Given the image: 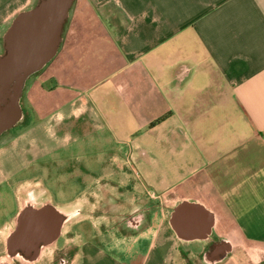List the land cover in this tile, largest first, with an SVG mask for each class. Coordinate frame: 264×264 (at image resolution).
I'll return each mask as SVG.
<instances>
[{"label": "crops", "instance_id": "0c3cea01", "mask_svg": "<svg viewBox=\"0 0 264 264\" xmlns=\"http://www.w3.org/2000/svg\"><path fill=\"white\" fill-rule=\"evenodd\" d=\"M35 2L0 0V27ZM28 80L32 131L90 114L84 125L115 142L126 143L127 119L145 136L134 177L121 161L103 172L111 225L89 215V233L70 229L62 264H264V0H74L57 54ZM181 201L203 211L180 224L211 218L206 240L171 230Z\"/></svg>", "mask_w": 264, "mask_h": 264}, {"label": "water", "instance_id": "95a60500", "mask_svg": "<svg viewBox=\"0 0 264 264\" xmlns=\"http://www.w3.org/2000/svg\"><path fill=\"white\" fill-rule=\"evenodd\" d=\"M73 1L36 0L31 8L17 13L2 34L0 136L21 121L26 82L57 54ZM32 193L38 197L33 203L28 201ZM45 197L46 190L35 187L26 197L21 196L14 227L8 230L5 241L6 256L0 264H35L42 251L57 242L64 227L87 209L84 198L53 205ZM190 210L203 211L199 205L181 201L170 214L169 226L180 241H204L211 234L212 220L209 218L201 229L180 224L178 216Z\"/></svg>", "mask_w": 264, "mask_h": 264}, {"label": "rangeland", "instance_id": "374dc122", "mask_svg": "<svg viewBox=\"0 0 264 264\" xmlns=\"http://www.w3.org/2000/svg\"><path fill=\"white\" fill-rule=\"evenodd\" d=\"M33 5H31V7ZM10 22L7 25L0 27V33H4ZM1 52L2 36L0 37V53ZM30 79L31 78H29V80ZM21 105L22 110L24 109L28 111L29 107L27 104L22 101ZM87 119L89 121L88 123L92 124L93 119L90 117V114H85L76 121L75 125L84 126L82 121ZM37 121H39L37 116L33 114V116L30 117L29 114V118L21 127H19L18 130L15 131L16 135L21 136L24 134L25 141L23 142L29 141L30 144L27 147H24L25 150L27 149L26 152L18 156H11L6 161L4 173L7 176V179L0 185V227L5 221L10 220L16 213L17 205L14 197V189L15 186L22 181H24L21 189L22 198L26 197V193L29 189L35 187L38 189H47L54 204H63L73 200L81 192L87 189L94 175L111 171L117 173L119 170L117 168L118 164L113 163L110 160L108 161V155L105 153L101 155L103 151L109 152L108 148H110V145H107V141H110V136L94 134L88 136L86 140H77L72 136V139H70L67 144L63 141L48 143L43 140L34 144L32 137H36V133L32 131V126ZM127 126V133L121 132L119 136L122 137L126 143L133 145L135 156L137 154L139 156L140 149L135 148V145L136 143L142 144V142H144L145 136L143 130L141 129L142 131H140V133L134 134L133 132H136L137 128H135L132 119H127ZM15 142H17V140H14V143ZM15 148L18 151L22 146L16 145ZM134 166L136 167L135 157ZM114 176L116 177V175ZM111 184L114 185L113 183ZM106 188H108V186H105V189ZM108 189L110 192H113V189H111L110 186ZM147 194L148 193L144 192L142 199L150 196V194ZM45 198L47 201L49 200L48 197ZM104 198L105 197L102 195H98L95 197L96 203L89 205L86 199L84 203H86V208L88 210H95L98 202L101 200L106 201V198ZM152 200L155 201L158 199L152 198ZM105 205L106 206L102 208V213H99V216L96 219V215L92 216L94 223L101 229L108 227L106 225H111L112 222V217H109L108 215L113 213L111 210L113 204L112 202H109L108 204L105 203ZM108 206L110 208H108ZM89 215H91V213L86 214L84 212L80 216L72 219L71 222L64 227L57 242L44 249L41 253L40 260L35 264H59L57 259L63 255L68 259L71 256V253L74 252L73 239L75 238V235L70 232V229L78 228L85 234L89 233V225L87 222L83 221L86 220Z\"/></svg>", "mask_w": 264, "mask_h": 264}, {"label": "flooded vegetation", "instance_id": "af4514ba", "mask_svg": "<svg viewBox=\"0 0 264 264\" xmlns=\"http://www.w3.org/2000/svg\"><path fill=\"white\" fill-rule=\"evenodd\" d=\"M29 114H30V117L33 116L32 112L30 111L28 112L27 110L23 109L21 121L15 127L4 132L0 136V144H1L0 146V185L4 183V181L7 179V176L4 173L5 172L4 168L6 167L7 159L14 155L18 156L20 154H23L27 150V149L25 150L24 147H27L30 144L29 141L23 142L25 141L24 134L19 136V135H16L15 133V131L18 130L19 127H21L24 124V122L29 118ZM78 119H71L72 125L56 127L53 129V131H51V133L39 134L36 131H34L36 133L35 135L36 137L34 136L32 137L34 144L38 143V141L40 140L47 141L48 143H56L59 141H63L65 142V144H67L69 143L70 139H72L71 138L72 136H74V138H76L77 140L78 139L86 140L88 136L94 135V134H98L101 136L108 135L110 136V141H107V145L108 146L110 145V148H108L109 152L103 151L101 155L105 153L106 155H108L107 156L108 161L110 160L111 162L116 163V164H118L117 161L118 162L121 161L122 171L126 173L127 176L131 175V177H134L135 167H134V147L133 145L128 144V143L115 142L116 136H117L115 131L102 130L100 127H95L94 125H89V126L75 125ZM86 122H89L88 119L82 121V124ZM38 137H41V138H38ZM14 140H17V142L14 143ZM16 145L22 146V148H20L17 151V149L15 148ZM23 182L24 181L18 183L14 189V197H15V201L17 205L16 213L11 217L10 220L5 221L0 227V259L6 256L5 241L8 236V230L14 227V219L20 210V198L22 196L21 189L23 186ZM111 185L112 184L110 182L106 183L104 181L103 172L98 175H94L87 189L81 192L79 196L80 198L86 199L89 205L96 203L95 197L98 195H102L103 197H105L106 201L101 200L100 202H98L95 210L85 209L86 214L91 213V216L96 215L95 216V219H96L99 216L98 214L102 213L103 211L102 208L106 206L105 203L108 204L109 202H112L113 205L111 206V210L112 211L114 210L113 208H114L115 200H113L111 196L112 192H110L108 188L110 186L111 189L115 190V185H112V186ZM105 186H108V188L105 189ZM45 190H46V197H48L49 202L53 205H59V204H54L52 202L49 191L47 189ZM125 190L127 193H130L131 187L127 186ZM33 193L32 195L28 197V201L31 203H33L34 201L38 199V197H35L34 196L35 194ZM108 208L110 207L108 206ZM108 216L113 217L111 213ZM131 216L132 215L128 214L126 219L128 220V218H130ZM129 227H131V225L128 222H126V228H129ZM57 260L59 264H62L67 260V258L66 256L64 257L63 255L59 257ZM185 264H197V263H191V262L186 261Z\"/></svg>", "mask_w": 264, "mask_h": 264}, {"label": "trees", "instance_id": "16d2710c", "mask_svg": "<svg viewBox=\"0 0 264 264\" xmlns=\"http://www.w3.org/2000/svg\"><path fill=\"white\" fill-rule=\"evenodd\" d=\"M163 120V118H159V119H157L156 121H155V123L156 122H160V121H162Z\"/></svg>", "mask_w": 264, "mask_h": 264}]
</instances>
